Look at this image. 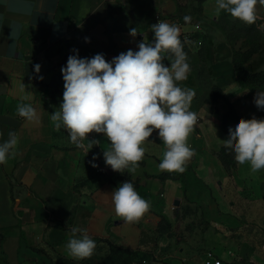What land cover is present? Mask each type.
<instances>
[{
	"label": "crops",
	"instance_id": "0c3cea01",
	"mask_svg": "<svg viewBox=\"0 0 264 264\" xmlns=\"http://www.w3.org/2000/svg\"><path fill=\"white\" fill-rule=\"evenodd\" d=\"M198 4L173 1L170 11L163 7L166 18L156 22L178 25L183 51L205 56L199 66L189 65L188 79L179 86L204 94L206 80L224 93L215 105L200 101L195 93L190 105L198 122L188 138L195 155L186 166L202 181L196 186L159 177L166 172L159 169L166 149L158 130L143 145L145 156L137 172L120 173L105 164L103 149L110 145L104 134H89L85 148H78L68 130H57L50 119L61 110V68L70 55L91 59L103 54L111 62L129 49L138 51L144 38L150 42L151 27L135 37L130 30L114 29L123 16L114 11L116 0H0V144L9 132L19 139L16 155L0 164V264H205L209 250L221 258L217 247L232 242L239 252L226 250L232 261L221 258L224 264H235L237 258L264 264L259 260L263 251L246 252L255 250L253 241L264 222V170L253 173L250 164L237 163L229 172L217 155L227 139L221 121L229 103L246 119L264 114L234 63L235 51L247 48L246 37L242 35L237 46L229 38L222 17H233L224 11L217 14L216 0H204L196 11ZM179 8L181 13L169 16ZM185 15L191 16L190 23H185ZM257 18L264 21V6H257ZM172 59L166 54L165 66L170 67ZM245 66L250 72L264 70V37L262 48ZM21 103L34 107L38 121L17 114ZM126 181L151 205L137 223H125L114 210L111 192ZM203 217L208 225L199 226ZM194 221V229H189L187 224ZM73 227L86 230L95 241L91 257L78 260L68 254ZM182 234L185 240L178 238ZM118 247L129 252L121 253Z\"/></svg>",
	"mask_w": 264,
	"mask_h": 264
},
{
	"label": "clouds",
	"instance_id": "9594fccd",
	"mask_svg": "<svg viewBox=\"0 0 264 264\" xmlns=\"http://www.w3.org/2000/svg\"><path fill=\"white\" fill-rule=\"evenodd\" d=\"M258 5L264 6V0H216V12L224 11L251 25L257 19ZM183 19L190 23L192 18L185 15ZM151 28L154 36L150 42L144 38L137 46L138 51L129 49L111 62L103 54L91 59L70 55L66 67L61 68L64 80L61 110L54 112L50 119L57 130L62 126L68 130L71 143L78 148H85L83 141L89 134H104L110 145L107 150L103 149L105 164L120 173L137 172L145 156L143 145L158 130L166 149L159 169L183 173L195 155L188 138L198 116L190 110L194 90L182 88L178 82L186 81L191 69L180 40V27L159 21ZM130 35H137L136 28L130 30ZM169 53L174 57L170 67L164 64ZM35 71L40 72V65H35ZM25 88L21 84L20 91L24 92ZM254 103L257 108H264V91H257ZM16 111L28 122L39 119L31 104L21 103ZM228 131L224 147L235 153L237 163L250 164L253 173L264 170V119L242 118L235 129ZM8 136L0 144V164L16 155L18 136L15 132H9ZM88 147L92 149L91 143ZM92 166L98 165L92 163ZM111 195L115 213L125 223L139 222L150 210V203L129 181L123 182ZM77 233L82 235L78 237ZM95 248L96 243L86 230L71 229L66 244L71 257L89 258Z\"/></svg>",
	"mask_w": 264,
	"mask_h": 264
},
{
	"label": "trees",
	"instance_id": "16d2710c",
	"mask_svg": "<svg viewBox=\"0 0 264 264\" xmlns=\"http://www.w3.org/2000/svg\"><path fill=\"white\" fill-rule=\"evenodd\" d=\"M196 1H198L199 4L194 6L193 8L196 11H199L201 10L200 3H202L204 0H196ZM122 18L123 17L117 20L116 27L114 29L118 28V30H131L128 28H124V26L121 23ZM222 18H223L224 28L228 30V36L231 40H233V33L235 32V30L238 31L239 34H242L246 37L245 46H247V48L245 50L242 49L236 50L234 53V63L236 68L239 70L241 76L245 79V82H247L251 86L255 95L257 91H264V70L257 72H250L246 69L245 66L247 61L254 55V53H258L259 50L262 48L261 35L262 32H264V21L262 19L257 18L255 23L251 25L249 24L245 25L244 27L240 23L239 25L237 24V21H239L238 19H235L236 20L235 22H230L229 20L232 18H229L226 15L223 16ZM78 50L85 51V49H81V48H79ZM86 53L87 51H85V54ZM222 97H224L223 90L219 87L213 86L212 89H210L204 95H202V101L207 103H212L213 105H215ZM242 118L246 119L245 117L238 115L237 112L234 110L233 105L229 103L228 111L223 115L221 121V127L226 132L227 138L229 135L228 130L229 128H232V124L233 123L238 124L239 120ZM259 119H264V114L261 118L259 117ZM217 155L220 158L222 164L224 165L223 167H225L227 171L232 172L236 169L237 161L234 158L235 153L231 149L222 146V148L217 152ZM159 177L163 180L167 178L182 179L186 185L191 184L192 182H194L195 185H200L202 183V181L199 179L194 169L190 166H186V170L183 173L164 172ZM2 238L3 235L0 232V240H2ZM118 250L119 252L121 251V253L129 252L124 249L121 250V248L119 247Z\"/></svg>",
	"mask_w": 264,
	"mask_h": 264
},
{
	"label": "rangeland",
	"instance_id": "374dc122",
	"mask_svg": "<svg viewBox=\"0 0 264 264\" xmlns=\"http://www.w3.org/2000/svg\"><path fill=\"white\" fill-rule=\"evenodd\" d=\"M116 1H117V5L114 7V11H116L118 14L123 15L121 23L124 26V28H128V29L136 28L137 31H142L147 27H151V25L155 24L160 18L161 19L166 18L167 15L164 13L163 7L169 10V7L173 3V1H177V0H116ZM181 11H182V7H181ZM181 11L179 8V12H176L175 14H171V12H169L170 13L169 16L170 17L175 16L181 13ZM229 21L235 22L236 20L232 18ZM239 23L243 25L244 27L245 25H248L246 23L241 22L240 20L237 21L238 25ZM241 36L242 34H239V32L236 30L233 33V41L235 42L234 44L236 46L239 44L238 40L240 39ZM261 36L263 40L264 32H262ZM262 40H261V43H262ZM205 61H206L205 56L196 57L195 55L191 54V55H187L186 62H188L189 65L195 67V66H199V63L201 62L204 63ZM202 69H204V66L202 67ZM205 69L203 70V73L205 72ZM204 83H205L203 84L204 90L208 89L207 91H209L210 89H212L211 83H208V81L206 82V80L204 81ZM179 85L180 84H178V86ZM207 91H205V93ZM195 93L196 95L198 93V95L201 97V98L199 97L200 101L202 100V95L205 94V93L202 94V92H195ZM191 184H194V182H192ZM263 194H264V184H263ZM263 220H264V217L261 218L260 222H262ZM198 223H199V226L208 225L207 220L204 217L200 218L198 220ZM195 224L197 223L194 221V222H190L189 224H187V226L189 229H194L193 225ZM163 225L166 226L169 224L165 223ZM261 225H262L261 235L260 237L258 236L256 240L253 241L255 250L249 248V249H246V252H251L253 255H255L256 252L263 251L262 255L259 256V260L262 261V263H264V254H263L264 253V222H262ZM178 238L185 240V235L184 234H182L181 236L179 235ZM228 249H231L232 251L235 250V252L238 253L239 245L236 242H232L226 247L218 246L216 251H217V254H219L222 259L232 261V259L226 254V250ZM235 264H249V263L246 261L245 258H237Z\"/></svg>",
	"mask_w": 264,
	"mask_h": 264
},
{
	"label": "built area",
	"instance_id": "2783aa9c",
	"mask_svg": "<svg viewBox=\"0 0 264 264\" xmlns=\"http://www.w3.org/2000/svg\"><path fill=\"white\" fill-rule=\"evenodd\" d=\"M204 262L205 264H224L223 260L210 250L206 253Z\"/></svg>",
	"mask_w": 264,
	"mask_h": 264
}]
</instances>
